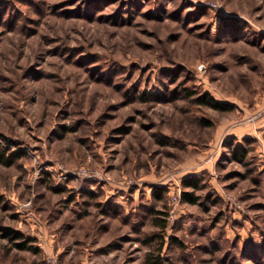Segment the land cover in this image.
Returning <instances> with one entry per match:
<instances>
[{"label": "rangeland", "instance_id": "1", "mask_svg": "<svg viewBox=\"0 0 264 264\" xmlns=\"http://www.w3.org/2000/svg\"><path fill=\"white\" fill-rule=\"evenodd\" d=\"M0 145V264H264V0H0Z\"/></svg>", "mask_w": 264, "mask_h": 264}, {"label": "trees", "instance_id": "2", "mask_svg": "<svg viewBox=\"0 0 264 264\" xmlns=\"http://www.w3.org/2000/svg\"><path fill=\"white\" fill-rule=\"evenodd\" d=\"M224 22L225 26L232 28H237L238 24L234 19H225ZM195 94V93H191ZM195 102L200 105H206L210 106L217 110H228L229 107L224 105L223 103L215 100L213 97H211L208 93H201L195 97ZM226 146L228 148V151L231 152L232 157H234L238 161H242L246 158L248 154V150L245 148H242L240 145H234L232 142H227ZM23 153L21 151H10V149L2 148L0 145V164L5 166H10L13 163H15L16 159L21 157ZM182 186L184 190L181 191L179 198L187 203L190 204H197L200 203V196L195 194L193 190L198 189L200 186V179L198 177H188L182 180ZM186 188L193 189L192 191L186 190ZM164 194V189L161 187L153 186L152 187V195L157 199H162ZM165 214V213H163ZM156 225L161 226L162 230L166 227V219L165 217H161V219H156ZM11 237L13 239H16L19 236L18 233L15 232L11 234ZM16 246L19 249H30V246L26 245V242L17 243ZM145 264H165L164 258L160 255V253H157V255L148 254L145 257Z\"/></svg>", "mask_w": 264, "mask_h": 264}, {"label": "built area", "instance_id": "3", "mask_svg": "<svg viewBox=\"0 0 264 264\" xmlns=\"http://www.w3.org/2000/svg\"><path fill=\"white\" fill-rule=\"evenodd\" d=\"M82 172H85V171L83 170ZM177 198H178V196H177V195H175V196H174V200L176 201V200H177ZM51 264H53V263H51Z\"/></svg>", "mask_w": 264, "mask_h": 264}]
</instances>
